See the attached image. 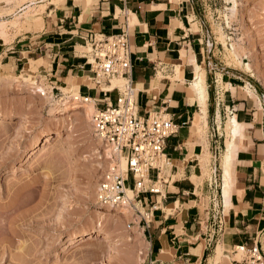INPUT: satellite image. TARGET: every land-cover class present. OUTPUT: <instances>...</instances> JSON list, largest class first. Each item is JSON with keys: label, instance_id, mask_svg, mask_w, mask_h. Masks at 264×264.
Wrapping results in <instances>:
<instances>
[{"label": "crops", "instance_id": "crops-1", "mask_svg": "<svg viewBox=\"0 0 264 264\" xmlns=\"http://www.w3.org/2000/svg\"><path fill=\"white\" fill-rule=\"evenodd\" d=\"M41 18L38 30L18 35L6 51L0 42V70L9 66L12 72H31L53 96L59 88L76 85V93L89 97L95 108L107 98L83 81L92 73L75 48L118 34L127 24L137 112L145 116L164 109L178 126L165 149L161 195H146L140 202L149 213L143 232L149 244L145 263L233 264L236 246L264 249V113L256 117L260 108L250 91L248 96L238 85L241 73L223 65L219 44L210 40L197 2L61 0L49 4ZM38 60L45 64L31 65ZM196 64H204L205 101L194 86ZM123 82L117 80L116 86ZM113 95L117 92L110 93L111 101ZM234 117L241 135L225 189L223 168ZM151 179L155 182L154 173ZM155 202L157 208L151 209Z\"/></svg>", "mask_w": 264, "mask_h": 264}, {"label": "rangeland", "instance_id": "rangeland-1", "mask_svg": "<svg viewBox=\"0 0 264 264\" xmlns=\"http://www.w3.org/2000/svg\"><path fill=\"white\" fill-rule=\"evenodd\" d=\"M60 1L0 0L4 51L18 35L38 30L47 6ZM195 1L210 40L219 44L223 65L241 73L238 85L246 95L254 92L248 82L256 85L254 93L261 105L252 100L260 108L256 114L260 119L264 113V0ZM75 51L85 55L90 44ZM30 63L45 64L42 60ZM84 81L91 85L88 77ZM38 88L52 95L31 72H12L9 66L0 70V264H137L138 254L143 259L138 264H146L149 244L130 209L100 210L96 203L95 188L110 159L84 105L50 115L51 104ZM58 90L56 101L77 94V86ZM59 131L62 139L55 140ZM46 135L54 137L51 146L31 156ZM204 174L208 175L206 167ZM99 219L102 232L97 229ZM131 220L136 225L127 230ZM72 239L77 242L70 246ZM225 254L231 256V252ZM235 255L232 259L241 260V255Z\"/></svg>", "mask_w": 264, "mask_h": 264}, {"label": "built area", "instance_id": "built-area-1", "mask_svg": "<svg viewBox=\"0 0 264 264\" xmlns=\"http://www.w3.org/2000/svg\"><path fill=\"white\" fill-rule=\"evenodd\" d=\"M203 23V22H202ZM92 73L88 77L91 83L107 98L103 104L95 105L91 123L95 136L102 144L111 149L116 163L101 173L95 188L96 203L103 209L118 211L129 208L132 219L137 220L138 227L144 232L148 228L149 213L139 211L140 202L146 195H161L159 180L162 164L166 161L165 149L170 137L177 133L178 126L165 114L164 109L139 115L135 105V89L131 79V46L129 26L115 35L99 36L90 42V51L83 55ZM89 57L91 61H89ZM124 80L120 87L102 89L101 84L111 86L112 80ZM249 89L256 92L248 82ZM116 91L114 101L110 93ZM52 94V93H51ZM58 94H61L58 91ZM56 98L57 96L54 95ZM73 100L87 103V96L73 95ZM120 160L125 161V169L119 167ZM154 173L155 182L151 176ZM217 180L213 169L211 181L213 188ZM127 192L132 193L129 199ZM156 202L151 209H156ZM122 215V214H121ZM133 220L127 222V230L135 226ZM232 252H240L241 261L234 264H264V252L256 245L236 246Z\"/></svg>", "mask_w": 264, "mask_h": 264}, {"label": "bare ground", "instance_id": "bare-ground-1", "mask_svg": "<svg viewBox=\"0 0 264 264\" xmlns=\"http://www.w3.org/2000/svg\"><path fill=\"white\" fill-rule=\"evenodd\" d=\"M234 5H236L235 4V2H234ZM5 23L4 22H2V23H0V28L1 27H3V25H4ZM87 43H89V42H86L85 43V46H87ZM90 44V43H89ZM233 48H232V50H233V52H238V50H236V47H234V46H232ZM85 48H87V47H85ZM87 54V53H86ZM89 61H91V59H90V57H89ZM250 66V65H249ZM248 66V67H249ZM203 67H204V64H202V65H198V64H196V73H195V81H194V86H195V88H196V91L198 92V95H199V97H200V99L202 100V101H205L206 99H207V92H206V85H205V80H204V70H203ZM84 79L85 78H83V81H84ZM117 80H121V79H117ZM116 80V81H117ZM114 81L115 80H112V84L114 85ZM74 86H76V85H69L68 87H66V88H60L61 90H64V91H67V90H69V88L70 87H74ZM39 87V86H38ZM38 91L41 93V94H43V92H44V89H42V88H38ZM45 94V93H44ZM43 94V96H44V99H46V101L48 102V103H50L51 104V109L48 111V113L50 114V115H54V114H56V113H63V112H67L68 110H70V109H80V108H82V105H84L83 107H84V111H85V113H86V115H87V117L89 118V119H92V115L94 114V111H96V109L94 108V106H93V101L92 100H88V102L87 103H80V102H77V101H75V100H73V97L71 96H69L68 98H62L61 100H59L58 99V101H56L55 100V98H54V96L53 95H49L50 93H48V94H45L44 95ZM250 95L254 98V97H257L256 95H255V93L254 92H252V91H250ZM258 98V97H257ZM258 100H259V98H258ZM261 104V103H260ZM91 121V120H90ZM2 121H1V119H0V123H1ZM197 123H199V121L197 122ZM240 135H241V124L236 120V118L234 117L233 118V120H232V122H231V128H230V136H231V144H230V146H229V151L227 152V155H226V159H225V161H224V183H225V189H227L230 185H229V182H231V179H232V176H231V167H230V162H232L231 160H232V158H231V154H232V152H233V150H234V148L236 147V146H238V144H239V142H240ZM97 138V137H96ZM53 139H54V137H50L49 135H46V137H45V142H44V144L43 145H41L40 146V148L36 151V152H34V153H32L31 154V156H34V155H37V154H39V153H41V152H44V151H46V150H48L47 148L48 147H50L51 146V143H52V141H53ZM60 139H62V136H61V132L59 131V132H57V134H56V139L55 140H60ZM97 140L101 143V141L97 138ZM102 144V143H101ZM104 145V144H103ZM105 147H106V149H107V155H108V158L110 159V162H108V160H107V163H108V166L109 167H113L114 166V164L116 163V161H115V159L112 157L113 155H112V152H111V149L108 147V146H106V145H104ZM226 152V151H225ZM164 164H165V162L162 164V169H163V166H164ZM119 167L121 168V169H125V163H124V160H120V162H119ZM162 177V174H160V178ZM229 189V188H228ZM127 196H128V198L129 199H131L132 198V193L131 192H127ZM98 207H99V209L101 210V209H103L102 207H100L99 205H98ZM126 209H129V208H127V207H125V208H122V209H120V210H118V211H123V210H126ZM105 210H107V211H109L108 209H105ZM142 210V209H141ZM111 211V210H110ZM118 211H115V212H118ZM100 214H103V212H99ZM102 219V218H101ZM101 219H99V221H101ZM98 221V222H99ZM103 222L101 221V222H99L98 223V231L99 232H102V226H103V224H102ZM107 233V232H106ZM101 235V234H100ZM107 236L106 237H108V234H106ZM110 237V236H109ZM88 240V239H87ZM77 241H75L74 239H72V241H70V246L71 245H73L74 243H76ZM87 242V241H86ZM234 249H237V251H239L240 249L239 248H234ZM262 251H263V249H262ZM264 252V251H263ZM235 253V252H234ZM236 255L235 256H238V255H241L240 254V252H237V253H235ZM143 255V254H142ZM141 256V254H138V256H137V258H136V260H137V262L138 263H141V262H143V259H142V257H140ZM240 262L241 260H233V262ZM137 263V264H138ZM234 264V263H233Z\"/></svg>", "mask_w": 264, "mask_h": 264}]
</instances>
